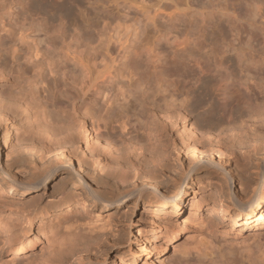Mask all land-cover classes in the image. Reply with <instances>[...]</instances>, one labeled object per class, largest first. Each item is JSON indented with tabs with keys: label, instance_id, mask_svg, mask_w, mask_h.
<instances>
[{
	"label": "rangeland",
	"instance_id": "374dc122",
	"mask_svg": "<svg viewBox=\"0 0 264 264\" xmlns=\"http://www.w3.org/2000/svg\"><path fill=\"white\" fill-rule=\"evenodd\" d=\"M52 1L0 0V46L5 47L23 35L19 43L25 50L28 46L40 42L43 38L41 29L57 25L55 27L62 31L75 29L79 36L88 31V40L91 48L94 47L90 52L93 54L102 52V47L106 44L114 48L119 44L121 46L122 40L127 37L129 41L125 44L129 45L130 50L125 59L130 62L134 52H137V64L142 66V71L147 66H151V69L154 64H163L169 60L171 67L174 65L171 63H175L172 67H175L174 70H180L183 67L181 64H185L184 67L188 66L183 67L185 70L182 68V71L174 72L173 77H170L174 80L176 76H180L174 82L176 87L182 88L181 90L183 86L184 90L193 86L190 79L205 78L199 63L213 64L222 59L235 64L238 55L249 58V64L253 61V69L261 70L264 77V0H58L59 4L55 8L50 5ZM24 2L30 4L29 9L42 5L44 16L48 14L47 23L39 24L33 21L22 9ZM119 31L123 35H126V31L129 32L126 37L124 35L125 39H121V43L119 39L123 35L117 34ZM59 37L60 33H57L53 39ZM177 43L182 47L177 48ZM177 49L180 52H177ZM42 59L43 56L39 53L34 61ZM53 63L55 67H59L58 59ZM43 70L46 71L45 66ZM236 70V74H239V70L235 69V72ZM27 71L30 75L34 74V70L30 68ZM148 71L146 73H149ZM179 72L181 73L177 74ZM243 72L240 74L249 71ZM73 75L70 72L65 76L53 74L49 82L41 84L38 81L31 87V91H34L37 98L47 107L50 118H55L60 124L64 122L58 124V127L62 128L63 125L61 140L68 142L66 147L62 148L63 154L59 156L64 166L58 169L46 190L22 193L19 188L14 189L10 185L8 178L9 174L20 180H28L33 172L41 170L55 160L53 153L45 155L43 150L39 149L41 144L47 141L42 131H39L43 130L39 126L44 122L41 121L43 119H34L29 111H20L14 121L15 125L11 130L9 128L12 133L5 141L4 135L11 121L9 116L0 113V165L4 169H0V203L9 202L14 207L24 208L28 212L33 210L36 214L33 230L21 234V237H35L39 227L45 223L48 225L51 222L49 220L57 222V219L63 221L80 217L85 214L82 208L84 205L94 219L106 220L111 215V228L104 233H86L82 238L73 239L74 241L68 239L72 241L70 245L69 241H62L66 244V247L63 245L64 250L70 247L69 251L65 250L66 261L62 264H150L152 259L156 260L155 264H264L259 259H253V263L250 260L249 263L248 256H245L264 248V232L256 234L253 229H236L231 225L228 213H224L225 218H222V214L213 209L220 199L231 205V185L227 171L234 177L232 190L238 197L245 200L251 196L258 186L259 172L264 170V149L261 154L244 153L242 146L233 148L229 144L221 148L222 150H207L202 154L197 152L196 156L199 158L195 160L192 146L196 145L201 150H204V146L185 133L182 121H176V124L172 125V130L164 135L161 144H154L152 136L155 133L150 132L151 124L161 125L163 114H148L146 118L145 114L137 113L134 109L139 100L159 99L160 92L155 84L146 83L143 87L134 89V95L129 96L126 103V112L130 116L123 117V113H118L119 110L115 107L118 93L115 83L120 79L113 81L107 88L110 102H106L107 97L100 94L96 103H90V90L85 96L76 99V107L73 110L69 97L75 95L80 88V77L76 76V72ZM195 78L193 80H196ZM8 85L9 81L0 78L2 97L11 89ZM193 88V94L197 97L199 92L195 86ZM190 101H193V97ZM206 102H198L197 106L194 103L195 106H191L193 109L189 106V122L203 124L202 116L207 115L206 110L211 106ZM107 104L109 109L115 108L110 115L107 113ZM242 104L246 105L245 107L254 105L250 100H243ZM121 116L125 119L127 128L117 144L110 145L105 142V135L107 132L120 133ZM249 124L237 127L234 134L244 131ZM81 125L85 128L82 129ZM98 125L101 127L100 131ZM55 126L57 128V125ZM133 136L139 138V143L133 140ZM242 137L243 135L238 137V140ZM186 145L188 150H184ZM141 150L144 156L138 155ZM132 160L151 170L157 179L155 183L159 190L169 193L177 191L180 181L193 166L180 213L154 214V201L157 197L143 191V179L135 177L134 172L128 170ZM199 160L200 164L195 169ZM106 161L120 165L124 175L119 177L114 169L105 165ZM87 185L107 189V192L114 194H126L137 189L142 195L127 196L122 204L104 206L102 202L93 199ZM190 200L197 201L194 202L195 207L191 208ZM165 210L173 212V205L169 204ZM234 212L235 210L231 214ZM176 231L180 234L173 240L171 237ZM64 238L67 240L66 235ZM53 246L55 245L45 242L43 249L40 251L38 247L24 264H42L43 258L52 255ZM142 247L148 248V251L140 258H135ZM146 254L147 262L144 258ZM2 257L9 260V256L4 252Z\"/></svg>",
	"mask_w": 264,
	"mask_h": 264
},
{
	"label": "bare ground",
	"instance_id": "6f19581e",
	"mask_svg": "<svg viewBox=\"0 0 264 264\" xmlns=\"http://www.w3.org/2000/svg\"><path fill=\"white\" fill-rule=\"evenodd\" d=\"M58 4V0H53L50 3V5L52 7L54 6V8ZM29 6L30 4L24 2L22 9H24L33 21L37 23L39 22V24L47 23L46 18L48 14H45L46 17L44 16L45 12L42 5L39 4V6L35 9H29ZM33 7L35 6L33 5ZM59 24L61 25L62 22L60 21ZM55 26L57 25H53V27L45 26L41 29V37L43 38L40 42L28 46L25 50L20 47L19 43L22 41L23 35H20L18 40H12V42L5 47L0 46V78L9 81L8 87L10 86L11 88H7L8 94H6V88H4V94L6 96L4 95V97H2L3 94H0V113H3L5 116H9L8 119L11 121L9 123L10 126L7 125V132H5L6 134L4 135V140L6 141L12 133L10 130L13 125H15L14 121H16L19 112L21 111L20 113H22L29 111L32 116H34V119L37 118L39 120V118H42L43 120L41 121H44L39 124L40 128L42 127L43 129L39 131H42L44 136L47 138L45 139L47 141L45 144H41L42 147L40 146L39 149L43 150L42 153L45 155H47V153H53V157L55 158L53 162L45 165L41 170L33 172L31 174V178L28 180H20L8 174L9 183L12 187H14V189L19 188V192L22 193L29 191L34 192L36 190H46L56 175L58 169L64 166L63 160L59 157L63 154L62 148L66 147L68 144L64 137V141L61 140V135L64 133L62 129L63 125L62 128L58 127V124L60 123H58L57 120H54L55 118H50L51 114H47V107L45 104L43 105L42 100L37 98L34 91H31V87L37 84L38 81L41 84L49 82L51 80L49 78L53 74L65 76L69 72L72 75L76 72V76L80 77V88L77 90L75 95L69 97L73 110L76 107V99L85 96L90 90H92L90 103H96L97 97L100 94H102L103 97H107V88L109 84H113V81L120 79V81L115 83L118 86L115 107L118 108V113H123V117L130 116L129 113L126 112V103L128 102L129 96L134 95V89L141 88L146 83L155 84L160 92L159 99L149 98L147 101L144 99L141 101L139 100L138 103L135 104L134 109L137 113L145 114L146 118L148 117V114H151L152 116L163 114L164 120L161 125L151 124L150 132L155 133L152 136L154 144H161V142L164 141V135L172 130V125L176 124V121H182L185 133L197 140V143L204 146L202 147L204 150L196 147V145L192 146L195 160H198L199 158L196 156L197 152L202 154L203 151L206 152L207 150H215L218 148L223 149L225 145L229 144H231L233 148L242 146V149L245 150L244 153L251 152L254 154H261V151L264 149V77H262V73L260 72L261 70L259 71L253 69V61L251 62L252 64H249L251 61L248 60L249 58L247 59L243 57L245 59L243 60V58L237 54L238 56L236 57L235 64H230L222 59L217 60L213 64L197 63L199 68L201 67L202 71L206 73L203 72V76L205 78L196 79L194 77L196 80H193L194 78L190 79V83L195 86L199 92V95L196 97V95L193 94L195 93L193 86H189L190 88H188L185 84L188 88H185V90L184 86L183 90H181L182 88L178 85L177 86L179 88L175 86L176 82H174V80L179 79V75L178 78L174 75V80L170 78L173 77L172 75L174 72L182 71L184 68H187L188 66L184 67L185 64H181V67H184H182L183 69H180L178 67L179 65H177V68L180 70H174L175 67L173 69L172 67L175 63L170 62L171 64H174L171 67L168 63L170 61L169 60L163 64H154V67L152 66L154 70L152 68V70L150 69L151 66H145L146 68L143 67V69H145L142 71V66L137 64V52H134L135 54L130 62H128L125 59L127 58L130 50L128 49L129 45L127 44V47L125 44L129 41L126 37L129 33L128 31H126V35L123 32L126 39L120 31L119 33L117 32V34L123 35L119 39L120 43L123 41L121 46H119V44L118 47L114 48L110 47L109 44H106L102 47V52L93 54L90 52V49H93L94 47L91 48L92 45L88 40V31L82 32L79 36L75 29L62 31L58 30ZM57 33H60L59 39H53V36ZM123 38L125 40L121 41ZM181 44L177 45V48L181 46ZM187 44H185V47ZM186 50L187 48L184 52H186ZM177 52H180L179 49H177ZM39 53L42 54L43 59L41 61H34V58L37 57ZM57 59L59 67H55L53 63L54 61H57ZM246 59L248 60V63H246ZM119 64L121 67H118ZM233 65L235 69L239 70V74H236L238 71L236 70L235 72ZM38 66L40 67V70L37 71ZM44 66L46 67L45 72L43 70ZM255 67L257 68L256 65ZM28 68L34 70V74H28ZM139 69L141 72H139ZM146 71L149 73H146ZM241 71L249 72L246 74H240ZM180 73L181 72L177 74ZM192 97L193 101L191 102L190 100H192ZM110 100L111 97H107L106 102H110ZM243 100H250L252 104L254 103V107H245L246 105L244 106L242 104ZM206 101H208L211 106L208 110H206L207 115L202 116L204 118L203 124H201V121V123L198 124L189 122L187 113L189 112L191 114V108L193 109L196 103L199 105L198 102L204 103ZM258 101H261V103ZM214 102H216V104ZM107 105L108 112H106L110 115L115 108L109 109V104ZM189 106L193 107L190 108ZM94 112H97V110ZM123 117H120V133L116 134L114 132H107L105 135V142H109V144H117L119 137L127 128L126 121ZM81 120L83 121V119ZM197 122H199V120ZM260 122H262V124H260ZM62 123L64 124V122ZM247 123H250L247 129L241 131L240 133L237 131L236 134H234L237 127L243 126ZM55 125H57V128ZM80 127L82 129L85 128L84 125H81ZM220 128L223 130H219ZM100 129L101 127L98 125V130L100 131ZM43 134H40V136ZM242 135L243 137L238 140V137ZM133 140L139 143V138L137 136H133ZM182 148L183 147H180V149ZM184 150H188V145L184 147ZM138 155L144 156L142 150L138 153ZM42 158L43 157H41V159ZM200 161L201 160L196 162L194 167L195 169L200 164ZM262 162H264V159ZM105 165L114 169L117 174H119V177L122 176L123 170L120 165L115 164L112 161H106ZM0 169L1 171L4 170L2 165H0ZM73 170L76 171L74 168ZM128 170L131 172L133 171L135 177L143 179V186L141 187L143 191L150 192L157 197L154 201L156 205L154 207V214L178 213L183 209L189 185L188 179H190L193 166L189 168L187 176L180 181L179 188L175 193L161 192L155 183V180L157 179L155 175L152 174V171L145 169L143 164L138 163L136 160L130 161ZM227 175L231 185V195L229 198L231 205L226 203L225 200L220 199L213 209L222 214V218H225L224 213H228L230 215L228 219L232 222L231 225L236 229L237 227L239 230L253 229L256 234L264 232V170L261 169L259 172L260 178L257 188L254 189L251 196L245 200L238 197L237 193L232 190L233 175L229 171H227ZM144 181H147L148 183H145ZM87 187L93 199L102 202L104 206L119 205L124 202L127 196L142 195L140 191L137 192V189H134L126 194L122 192L114 194L113 192H107V189L93 188L90 185H87ZM190 201H192L191 208L195 207L194 202L197 201ZM169 204L173 205V212H167L165 210ZM82 208L85 214L80 217L66 219L63 221L57 219V222L55 220H49L51 222H49L48 225H45V223L39 227L38 233L35 237L28 239L23 236L21 237L20 235L29 233L33 230L35 224L34 218L36 214L32 212L33 210L28 212V210L24 208H17L9 202L2 201L0 203V264H13L15 262L17 264L27 263L26 261L30 259V255H32L38 247H40V251L43 249L42 247L45 242L54 244L56 247L53 246L52 255L50 254L51 249L49 250L50 252L48 253L51 256L48 257L47 255V258H43L42 264H62L63 261H66L64 260V255L67 254L65 253V250H70V247L65 250L63 249L64 243L62 241H69L68 245H70L72 241L70 242L68 239L76 240L79 237L82 238V236L86 233H104L106 230L111 228L109 223V218L112 217L111 215H109L106 220H104V218L94 219L92 214L85 209L84 205ZM233 210H235V212L231 214ZM178 234H180L178 231L174 232L171 238L174 240ZM64 235H66L67 240L64 238ZM47 245L49 246V244ZM64 246L66 247V244ZM147 251L148 248L142 247V250L135 255V258H140ZM3 252L9 256V260H4L2 257ZM245 256H248L247 258L249 263L251 261L253 263V259H259L260 262L263 263L264 248H261L254 254L247 253ZM144 258L147 262V254L144 255ZM17 259H19V261ZM155 261L152 259L149 263L155 264Z\"/></svg>",
	"mask_w": 264,
	"mask_h": 264
}]
</instances>
